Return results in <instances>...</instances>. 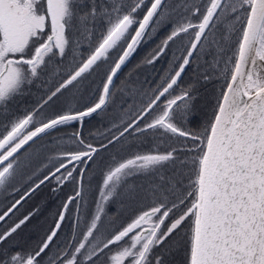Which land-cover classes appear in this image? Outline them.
I'll return each instance as SVG.
<instances>
[{
    "label": "snow or ice",
    "instance_id": "6c2138e0",
    "mask_svg": "<svg viewBox=\"0 0 264 264\" xmlns=\"http://www.w3.org/2000/svg\"><path fill=\"white\" fill-rule=\"evenodd\" d=\"M161 29L145 63L186 37L179 62L147 101L131 80L117 95L114 79ZM198 50L203 79L224 81L200 132L185 127L198 93L181 87ZM109 110L129 118L88 142L86 120ZM73 122L70 144L42 143ZM158 132L182 142L134 151ZM51 181L74 185L55 226L18 240L36 208L0 230V264H264V0H0V196L19 194L0 222Z\"/></svg>",
    "mask_w": 264,
    "mask_h": 264
},
{
    "label": "rangeland",
    "instance_id": "374dc122",
    "mask_svg": "<svg viewBox=\"0 0 264 264\" xmlns=\"http://www.w3.org/2000/svg\"><path fill=\"white\" fill-rule=\"evenodd\" d=\"M166 32L161 29L151 39L147 40L138 47L136 53L129 60L127 65L123 67L122 72L118 74V77L114 79V84L117 89V95L120 94V90L125 88V85L131 80L135 87L143 89L142 100L147 101L148 97L152 95L154 86L159 82V78L169 71L179 62L182 54L185 52V47L188 43V39H177L176 42L169 45V49L161 56L154 64L148 65L145 63L147 58L157 50L160 42L165 38ZM207 58L201 51H197L193 54V58L186 68L185 73L181 78V87L191 83L194 85L195 90L198 93L199 104L197 110L189 118L185 127L191 130L190 124L193 127H199L202 131L204 123L210 118L212 108L218 98L223 79L218 74L213 73L212 79L205 81L203 79L204 72L207 69L204 66ZM35 89L33 88V92ZM126 91V89H125ZM71 97V93H69ZM31 99V97H29ZM137 105L141 103V100H137ZM123 116V119H128L127 115H124L120 111L109 110L106 113H102L90 120H86L84 124V135L88 137V142L95 145H99L101 141L106 143L104 137L109 135V129L115 132V128H112L113 123H120L119 117ZM80 128L78 122H73L69 125L61 126L56 130H53L49 137L45 138L42 143H48L51 140H59L64 144L71 143V136ZM132 139L131 137L129 138ZM182 139L171 137L170 134H164L162 132L149 135L147 138L137 141L139 145L134 151L148 152L152 150H163L170 145L181 143ZM49 147H54L53 144L48 143ZM144 146V147H143ZM143 148V149H142ZM49 155H56L55 153H49ZM107 156V154H103ZM190 158V157H189ZM51 166V165H49ZM143 183V181H138ZM56 188V182L51 181L41 187L36 194L23 203L19 211L7 221V223L0 222V230L10 226L14 221L18 220L22 216L26 215L33 209L38 208L39 212L37 216L33 218L23 231H21L17 237L23 243L34 246L46 235V233L55 226L58 219V214L62 210L61 206L69 196L74 194V185L67 183L58 191H53ZM23 191V189H21ZM19 194L13 196L3 197L0 196V212H3L8 204H10L14 198H18ZM94 207V206H93ZM124 207L119 203H109L106 206V212L108 217L116 218L121 211H124ZM87 208L82 209L83 215L80 216V223L78 231L85 228V223L88 220ZM75 220V212L72 205L69 206V213L66 214V220L62 224L61 232L59 233L60 239L64 240L69 235V225ZM181 253L177 259H182Z\"/></svg>",
    "mask_w": 264,
    "mask_h": 264
},
{
    "label": "trees",
    "instance_id": "16d2710c",
    "mask_svg": "<svg viewBox=\"0 0 264 264\" xmlns=\"http://www.w3.org/2000/svg\"><path fill=\"white\" fill-rule=\"evenodd\" d=\"M191 130H195L197 132H200L199 127H193L192 124H190ZM144 147V146H143ZM143 149V148H142Z\"/></svg>",
    "mask_w": 264,
    "mask_h": 264
}]
</instances>
